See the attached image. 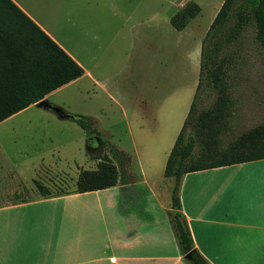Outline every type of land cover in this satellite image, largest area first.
<instances>
[{"label":"crops","instance_id":"1","mask_svg":"<svg viewBox=\"0 0 264 264\" xmlns=\"http://www.w3.org/2000/svg\"><path fill=\"white\" fill-rule=\"evenodd\" d=\"M10 1L83 69L81 77L45 96L47 102L52 93L82 80L100 86L99 77L106 73L102 64L122 31L129 50L145 51L155 40L164 43L158 31L165 26L168 32L175 14L196 5L193 0H156L160 7L167 5L159 17L138 4L130 9L107 0V11H99L114 24L106 30L85 23L78 9L85 0L74 3V9L70 0ZM153 1L143 2L150 6ZM60 18L62 29L54 24ZM171 187L165 177L155 186L133 165L118 172L115 186L101 191L78 194L74 187L55 194L46 187L49 195L26 197L7 186L5 199L0 197V264H189L172 224ZM88 195L94 199H79ZM178 199L193 249L208 264H264V159L184 174Z\"/></svg>","mask_w":264,"mask_h":264},{"label":"rangeland","instance_id":"2","mask_svg":"<svg viewBox=\"0 0 264 264\" xmlns=\"http://www.w3.org/2000/svg\"><path fill=\"white\" fill-rule=\"evenodd\" d=\"M77 1L70 0L69 8L74 9ZM85 1L78 7L85 23L110 29L114 21L99 11H107V0ZM114 1L116 6L130 9L138 4L141 11L159 17L167 7L166 3L160 7L156 0L150 6L144 0ZM222 2L193 0L200 12L186 29L178 32L170 26L166 32L164 26L158 31L164 35V43L155 40L145 51L140 47L129 50L122 31L102 64L106 73L99 77L100 86L82 80L78 87L49 96V102L65 113L90 117L98 131L92 135L96 140L88 142L75 122L58 120L49 110L28 107L5 121L0 127V197L5 199L7 186L21 196H36L34 181L55 194L67 192L75 187L78 171L95 169L102 156L109 158L118 172L133 165L135 170L145 171L150 183L162 184L165 161L198 83L201 42ZM169 10L172 13L174 9L171 6ZM115 23L120 24L119 20ZM54 24L59 29L65 26L62 18ZM222 57L226 60L223 81L230 110L219 131L220 148L264 121V47L256 41L254 30L243 31L218 59ZM215 99L214 91L202 93L197 110L207 108Z\"/></svg>","mask_w":264,"mask_h":264},{"label":"trees","instance_id":"3","mask_svg":"<svg viewBox=\"0 0 264 264\" xmlns=\"http://www.w3.org/2000/svg\"><path fill=\"white\" fill-rule=\"evenodd\" d=\"M199 12L186 5L171 18L180 31ZM252 28L256 41L264 47V0H224L211 22L200 47L198 83L187 116L167 156L163 176L172 180L171 219L182 252L190 254L189 264H208L194 249L187 226L180 214L178 190L182 175L216 167L264 159V121L243 132L220 148L219 131L230 110V99L223 81L226 60L223 50L236 42L243 31ZM83 75L76 64L37 25L10 0H0V122L41 101L54 90ZM214 91L215 102L197 110L204 92ZM88 137L98 131L90 117L74 116ZM118 170L106 156L97 158L96 168L80 170L75 193L106 190L115 186ZM41 196L49 190L34 181Z\"/></svg>","mask_w":264,"mask_h":264},{"label":"water","instance_id":"4","mask_svg":"<svg viewBox=\"0 0 264 264\" xmlns=\"http://www.w3.org/2000/svg\"><path fill=\"white\" fill-rule=\"evenodd\" d=\"M35 105L38 108H42V109L49 110V111L53 112L54 114H56L61 119H66V120L73 121V115L65 113L61 108L50 104L49 102H47L44 99H42L41 101H39ZM190 257H191L190 254H186L184 256V259L189 261Z\"/></svg>","mask_w":264,"mask_h":264}]
</instances>
